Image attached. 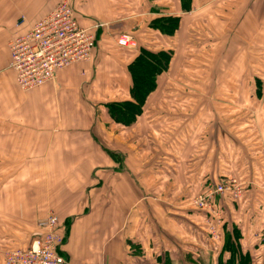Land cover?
<instances>
[{
	"label": "crops",
	"instance_id": "0c3cea01",
	"mask_svg": "<svg viewBox=\"0 0 264 264\" xmlns=\"http://www.w3.org/2000/svg\"><path fill=\"white\" fill-rule=\"evenodd\" d=\"M60 1L0 0V264L6 250L27 247L46 232L51 211L60 217L62 250L71 264H220L221 242L201 243L202 214L190 209L188 199L229 174H242L244 181L264 188V148L256 147L264 146V116L254 121L259 133L249 131L251 146L244 148L255 161L241 165L236 150L242 138L226 130L224 108L232 101L239 109L246 88L239 81L226 89L221 77L216 89L199 84L200 100L191 101L184 99L189 89H178L168 78L169 72H180L179 47L190 51L210 42L207 32L219 36L211 61H222L216 69L220 76L232 65L225 61L240 60L246 47L249 60L257 56L251 51L257 52L256 46L264 56V0H191L188 11L181 0L82 2V25L105 24L92 60L23 91L9 68V41L30 31ZM6 4L12 7L4 18ZM162 13L179 17V28L172 37L154 32L156 42H149L160 46L152 48L137 30ZM132 27L143 45H119L118 35ZM141 46L173 49L174 57L142 113L124 124L111 117L106 104L132 100L129 65ZM178 90L181 95L173 94ZM213 91L222 94L209 99ZM257 136L262 143L254 144ZM247 163L250 169L244 171ZM255 202L228 205L224 212L228 225L240 228L250 264H264V197L261 212Z\"/></svg>",
	"mask_w": 264,
	"mask_h": 264
},
{
	"label": "built area",
	"instance_id": "2783aa9c",
	"mask_svg": "<svg viewBox=\"0 0 264 264\" xmlns=\"http://www.w3.org/2000/svg\"><path fill=\"white\" fill-rule=\"evenodd\" d=\"M104 25H82L73 1L61 0L35 22L30 31L9 41V68L15 73L18 87L23 91L34 90L55 80L62 69L90 62L97 47V32ZM118 44L137 48V41L130 33L121 35ZM244 187L245 181L236 174H229L207 183L190 200L191 206L206 211L208 232L217 243L222 241L220 227L224 222V210L218 206V201L227 195L241 198ZM45 227L46 232L29 246L6 250L5 264H71L62 250L66 239L60 231L59 215L51 211Z\"/></svg>",
	"mask_w": 264,
	"mask_h": 264
},
{
	"label": "rangeland",
	"instance_id": "374dc122",
	"mask_svg": "<svg viewBox=\"0 0 264 264\" xmlns=\"http://www.w3.org/2000/svg\"><path fill=\"white\" fill-rule=\"evenodd\" d=\"M72 1L76 6L78 14L79 15L81 13L85 14L84 9H82V7H80V5H81L80 3L83 2L82 4L86 5L88 0H72ZM5 7H6L7 11L4 13V18L6 16H8L7 13L10 14L9 9H11L12 5L6 4ZM21 8H24V6H21ZM152 15H153V13H149V16H152ZM162 15H167V13H162ZM23 17H24V15H22L18 24H16L17 27L21 26V24L24 22V20H22ZM155 23H156L155 21L150 20L147 23L145 22L143 27L142 28L140 27L137 30V32H140V33H143L146 35L145 39L148 41H145V43H148V46H150V47H152V46L153 47H159L160 46V45H156V44L155 45L150 44V42H149V40H152V42L155 43L156 40L154 39V36L152 34L154 32L159 33L157 27L154 25ZM100 29L97 32V36H98V33L100 32ZM134 31H135V28H133V27L131 28V30H129L130 34L134 35L135 40L137 41V47H139L140 45H143L144 42L141 41V43H140L141 39H139V41L137 40L136 35L132 33ZM121 35H123V33L118 35L117 41H119V38ZM206 35L212 36V37H210L211 41L209 42V41L205 40L204 44L202 46H201L202 43L201 44L197 43L194 47H192L190 49V51H188V48H187L188 46H185L184 44L179 47L178 52L179 53L182 52L181 53L182 59L177 62L178 68H180V72H178L177 74L169 72L170 77L168 78V80L171 83H174L175 87H177V88L179 87V85L184 86V87L186 86V88L189 89V92L185 94L187 96H185L184 99H188V97L190 96V98L188 100H191V101H196V100L199 101L200 100V99H197V97H200L199 95L201 94L198 91L199 84L203 83L205 85H210V88H211V86H214V89H216V85L218 86L219 83L221 82V80H220L221 77L226 78L225 79L226 83L223 85V87H225V88L230 87V85H233L235 83L237 84L240 81V85H242V88L243 87L246 88V91H245L246 96H242V100H244V102H241V107L238 109L237 107H234L232 105V103H233L232 101H226V100H229V99H227L228 96H226L225 97L226 107L224 108V117H225V121H226V123H225L226 124V130L228 132H233V134H235L236 136H240L242 138V140H240L238 142V145L242 146V148L248 149L251 146V145H249L248 132L252 131L253 134H254V132H256V134H258L259 133V126H257L254 123V121L256 120V118L264 116V56L260 53L259 47L256 46L257 52H255V50H252V49H251V51L253 52V54H255L257 56L256 57L253 56L249 60L248 59L249 51H248V47H246L247 50L244 49L243 50L244 52H241L240 60L239 59H237V60L231 59V61H225V63L232 62V65L225 68V73H226L225 76H223V75L220 76V74L218 75L220 70L217 73L216 69H218V67H219V69L221 68V66H219V64H220V62L222 63V61H220V59H218L217 61H211L212 55H215V51H214V50H216L215 47L218 46V42L215 40L219 36L217 35V33H208V32L206 33ZM214 36H217V37H214ZM15 37H17V36H15ZM204 47L207 48V51L205 53L201 54V52L199 50H200V48L203 49ZM184 49L187 52H183ZM201 57H203V58H201ZM238 63L241 66H240V69L236 70V69H234V67L237 66ZM249 68H250V74H248ZM213 70H214V72L212 74L211 71H213ZM234 71H240L241 75L234 74ZM230 81L232 82V84L230 83ZM228 82H229V84H227ZM172 92H173V94L177 93V94L181 95V91H179V90L178 91H172ZM225 93L228 94V92H225ZM229 93H230V91H229ZM165 94H167V93H165ZM219 94H222V93H217V95H216L215 91L209 92V97H210L209 99L216 98L215 95L218 96ZM182 96L184 97V95H182ZM173 98H175V97H173ZM176 98H178V97H176ZM232 117H237L238 119H240V121L235 120L233 123V122H231ZM256 142H258V144L262 143L260 137L257 136L256 138H254V144ZM256 147H259L260 150H262L264 148V146L262 144L258 145ZM260 153L261 152L258 151L257 155ZM263 154H261V155H263ZM177 207H180L178 209H181V208L183 209L184 205L179 203V204H177Z\"/></svg>",
	"mask_w": 264,
	"mask_h": 264
},
{
	"label": "trees",
	"instance_id": "16d2710c",
	"mask_svg": "<svg viewBox=\"0 0 264 264\" xmlns=\"http://www.w3.org/2000/svg\"><path fill=\"white\" fill-rule=\"evenodd\" d=\"M181 1L184 11H188L191 9V0ZM151 20L156 22L154 25L157 27L158 31L170 37L175 35L180 23L179 17L169 15H162L161 17H156ZM173 57V49H162L156 51L154 49H151L150 47L141 46L139 55L129 65L130 74L133 80L132 100L114 101L108 102L106 104L108 112L114 120H116L117 122H122L124 124H131L137 119V117L143 111V106L145 105L147 97L156 89L158 76L166 72L170 68ZM236 151L239 152V161L241 165H244V162H246V160L248 161V159L251 162L255 161L254 158L252 159V157L248 156L244 148L241 147ZM236 156L238 157V155ZM229 162L230 160H228L227 163L229 164ZM249 165L250 164L247 163L246 168H243L244 171L245 169L246 171L250 169ZM236 175H238L243 180L242 174ZM219 180L220 179L216 181ZM257 188L254 185V182H247L245 180L244 194L241 198L236 199L231 195H227L218 201V206L223 208L224 211H227L228 205L239 207V205L244 204L246 200L253 198L256 199L255 204L257 206L255 208L258 212H261L263 208L264 188ZM252 193L253 196H251ZM191 199L192 197L188 199V202H190ZM190 207V209L194 213L202 214L201 224L203 225H201L200 227H205V230L203 232L201 230H197L198 234L201 233V236H199V240L201 241V243H203L204 245H209L211 243H215L218 245V243L214 241L209 234L207 224L204 223L207 217L206 211L192 206ZM196 226L198 227L199 225L197 224ZM220 231L222 234V241L220 244L221 247L217 250L218 260L220 261V264H250L248 258L249 254L245 252L242 246L241 230L237 225H228V222L225 218V212L224 222L220 227ZM226 252H228L227 255H225ZM192 262H200V260H196L193 258Z\"/></svg>",
	"mask_w": 264,
	"mask_h": 264
}]
</instances>
